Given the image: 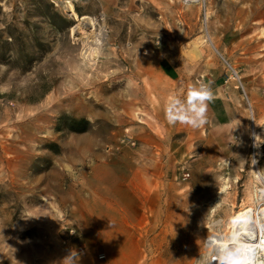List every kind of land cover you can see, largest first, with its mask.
Instances as JSON below:
<instances>
[{
    "label": "rangeland",
    "instance_id": "1",
    "mask_svg": "<svg viewBox=\"0 0 264 264\" xmlns=\"http://www.w3.org/2000/svg\"><path fill=\"white\" fill-rule=\"evenodd\" d=\"M83 15L104 45L73 31ZM200 83L207 122H170ZM247 207L264 0H0V264H210Z\"/></svg>",
    "mask_w": 264,
    "mask_h": 264
},
{
    "label": "bare ground",
    "instance_id": "2",
    "mask_svg": "<svg viewBox=\"0 0 264 264\" xmlns=\"http://www.w3.org/2000/svg\"><path fill=\"white\" fill-rule=\"evenodd\" d=\"M68 7L72 11L71 5ZM93 29V20L83 15L77 17V25L73 31L94 34ZM94 37L97 45H104L103 34L97 33ZM226 225L215 232L210 264H264V207L257 213L248 207L239 209L229 222L228 228Z\"/></svg>",
    "mask_w": 264,
    "mask_h": 264
},
{
    "label": "clouds",
    "instance_id": "3",
    "mask_svg": "<svg viewBox=\"0 0 264 264\" xmlns=\"http://www.w3.org/2000/svg\"><path fill=\"white\" fill-rule=\"evenodd\" d=\"M213 94L210 87L204 83L192 85L187 94L186 101L174 100L172 113L169 120L172 123H183L193 128L204 125L206 120L207 102Z\"/></svg>",
    "mask_w": 264,
    "mask_h": 264
},
{
    "label": "built area",
    "instance_id": "4",
    "mask_svg": "<svg viewBox=\"0 0 264 264\" xmlns=\"http://www.w3.org/2000/svg\"><path fill=\"white\" fill-rule=\"evenodd\" d=\"M182 3L184 4H188V3H195V2H198L199 0H180ZM228 66V77L230 79H233V80H236L237 78V73L229 66Z\"/></svg>",
    "mask_w": 264,
    "mask_h": 264
},
{
    "label": "trees",
    "instance_id": "5",
    "mask_svg": "<svg viewBox=\"0 0 264 264\" xmlns=\"http://www.w3.org/2000/svg\"><path fill=\"white\" fill-rule=\"evenodd\" d=\"M71 122V124H72V126H74L75 124H81V123H84V121L82 120V121H73V120H71L70 121ZM73 131H76L77 129H75L74 127H72L71 128ZM77 131H79V130H77ZM81 131H84V129H82Z\"/></svg>",
    "mask_w": 264,
    "mask_h": 264
}]
</instances>
